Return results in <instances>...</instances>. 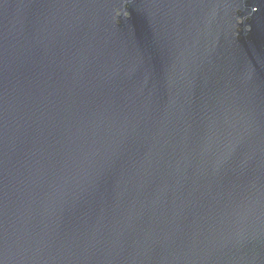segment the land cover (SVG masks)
I'll return each instance as SVG.
<instances>
[{
	"label": "water",
	"instance_id": "95a60500",
	"mask_svg": "<svg viewBox=\"0 0 264 264\" xmlns=\"http://www.w3.org/2000/svg\"><path fill=\"white\" fill-rule=\"evenodd\" d=\"M0 264H264V0H0Z\"/></svg>",
	"mask_w": 264,
	"mask_h": 264
}]
</instances>
